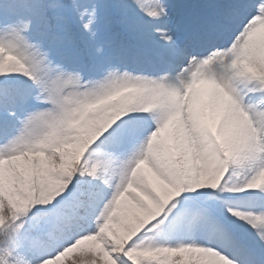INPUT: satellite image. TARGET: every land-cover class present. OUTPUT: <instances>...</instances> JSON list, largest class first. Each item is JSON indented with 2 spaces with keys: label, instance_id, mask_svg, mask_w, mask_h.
Returning a JSON list of instances; mask_svg holds the SVG:
<instances>
[{
  "label": "snow or ice",
  "instance_id": "obj_1",
  "mask_svg": "<svg viewBox=\"0 0 264 264\" xmlns=\"http://www.w3.org/2000/svg\"><path fill=\"white\" fill-rule=\"evenodd\" d=\"M0 264H264V0H0Z\"/></svg>",
  "mask_w": 264,
  "mask_h": 264
},
{
  "label": "trees",
  "instance_id": "obj_2",
  "mask_svg": "<svg viewBox=\"0 0 264 264\" xmlns=\"http://www.w3.org/2000/svg\"><path fill=\"white\" fill-rule=\"evenodd\" d=\"M176 3L181 4V3H186V2H196V0H175Z\"/></svg>",
  "mask_w": 264,
  "mask_h": 264
}]
</instances>
